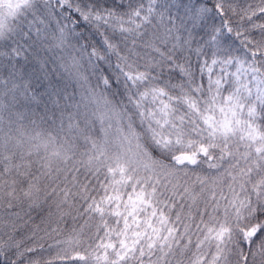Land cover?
I'll use <instances>...</instances> for the list:
<instances>
[{"label":"snow or ice","instance_id":"6c2138e0","mask_svg":"<svg viewBox=\"0 0 264 264\" xmlns=\"http://www.w3.org/2000/svg\"><path fill=\"white\" fill-rule=\"evenodd\" d=\"M0 264H264V0H0Z\"/></svg>","mask_w":264,"mask_h":264}]
</instances>
